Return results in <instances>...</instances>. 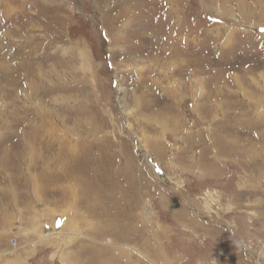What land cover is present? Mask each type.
I'll list each match as a JSON object with an SVG mask.
<instances>
[{
	"label": "rangeland",
	"instance_id": "374dc122",
	"mask_svg": "<svg viewBox=\"0 0 264 264\" xmlns=\"http://www.w3.org/2000/svg\"><path fill=\"white\" fill-rule=\"evenodd\" d=\"M262 5L0 0V201L50 208L40 264H264Z\"/></svg>",
	"mask_w": 264,
	"mask_h": 264
},
{
	"label": "crops",
	"instance_id": "0c3cea01",
	"mask_svg": "<svg viewBox=\"0 0 264 264\" xmlns=\"http://www.w3.org/2000/svg\"><path fill=\"white\" fill-rule=\"evenodd\" d=\"M254 141L257 143V139ZM252 143L256 146V143ZM243 147L246 146L243 145ZM250 147L248 146L249 152H252V147ZM29 185L31 186V181ZM9 191V199L6 202L0 201V264H40V257L44 252H47V247L44 244L50 243V240L51 242L56 241L55 238L50 239L49 234H45L49 230V223L47 220H43L45 218L43 210L47 214L50 208H40L38 199L30 197L24 203V211L19 210L17 200L12 199L14 189ZM4 192L9 193L8 191ZM33 202L40 207H36ZM25 235H34V238L38 237V239L34 242L21 240ZM12 239H14L15 245L11 244Z\"/></svg>",
	"mask_w": 264,
	"mask_h": 264
},
{
	"label": "bare ground",
	"instance_id": "6f19581e",
	"mask_svg": "<svg viewBox=\"0 0 264 264\" xmlns=\"http://www.w3.org/2000/svg\"><path fill=\"white\" fill-rule=\"evenodd\" d=\"M166 2H168V0H165ZM211 1H214L215 3L217 2L219 5H223L224 7H229V8H235L237 11H239L240 13H241V16H242V18H244V19H250L251 18V14H252V12H253V9L254 10H259L260 8H261V5H262V0H245V1H243V5H237L238 3H237V0H211ZM214 4V3H213ZM231 6V7H230ZM263 6V5H262ZM171 7V6H170ZM241 7H243V9H241ZM169 6H168V11H169ZM129 12V11H128ZM167 13V12H166ZM168 14H169V12H168ZM172 15V14H171ZM164 19H165V17H164ZM170 20H168V19H166V22H165V27H166V25H167V27L169 26V28H168V30H169V38L171 39V40H174L175 39V41H177L178 40V37L179 36H181V35H183L184 33H182V32H186L187 30L185 29V28H177V22L176 21H172V23H170ZM123 25V24H122ZM144 30V29H143ZM146 30V29H145ZM150 31V30H149ZM114 32V31H113ZM159 31L158 30H156L154 33H156L155 35V37H156V39H162V37H161V34H163L162 32L161 33H158ZM148 33V32H147ZM154 39V38H153ZM182 39V41H184V42H186V36H181V38L179 39V40H181ZM193 39V38H192ZM138 61V60H137ZM167 61V60H166ZM139 63V62H138ZM138 67V66H137ZM158 67V66H157ZM32 84H34V83H32ZM31 84V85H32ZM198 84V83H197ZM254 84H257V82L255 81L254 82ZM31 87V86H30ZM37 89V88H36ZM33 90V89H32ZM169 92V91H168ZM41 102V101H40ZM55 110V109H54ZM157 119H158V117H157ZM166 121V119H165V117L164 116H162V117H159V119H158V122L160 123V124H165V121ZM74 122V121H73ZM158 123V125H160ZM60 124V123H59ZM64 129V128H63ZM70 129V128H69ZM72 129H73V127H72ZM71 131V130H70ZM53 134V133H52ZM57 134H60V135H63V136H67L66 134H69V133H67V131H66V129H64V130H62V132L61 133H57ZM51 137V136H50ZM67 148H68V150H70V148H73L72 146H69V145H67ZM14 213V212H13Z\"/></svg>",
	"mask_w": 264,
	"mask_h": 264
},
{
	"label": "snow or ice",
	"instance_id": "6c2138e0",
	"mask_svg": "<svg viewBox=\"0 0 264 264\" xmlns=\"http://www.w3.org/2000/svg\"><path fill=\"white\" fill-rule=\"evenodd\" d=\"M262 31H264V29H262Z\"/></svg>",
	"mask_w": 264,
	"mask_h": 264
}]
</instances>
